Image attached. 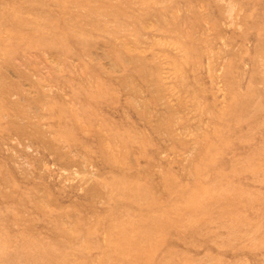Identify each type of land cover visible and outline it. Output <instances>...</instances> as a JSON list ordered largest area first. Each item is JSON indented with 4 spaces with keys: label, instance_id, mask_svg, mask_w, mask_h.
Wrapping results in <instances>:
<instances>
[{
    "label": "rangeland",
    "instance_id": "obj_1",
    "mask_svg": "<svg viewBox=\"0 0 264 264\" xmlns=\"http://www.w3.org/2000/svg\"><path fill=\"white\" fill-rule=\"evenodd\" d=\"M0 264H264V0H0Z\"/></svg>",
    "mask_w": 264,
    "mask_h": 264
}]
</instances>
